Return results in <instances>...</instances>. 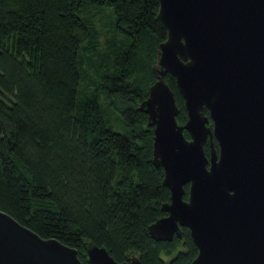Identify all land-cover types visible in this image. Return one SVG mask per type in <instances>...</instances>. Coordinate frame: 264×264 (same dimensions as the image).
I'll list each match as a JSON object with an SVG mask.
<instances>
[{
  "label": "trees",
  "instance_id": "obj_1",
  "mask_svg": "<svg viewBox=\"0 0 264 264\" xmlns=\"http://www.w3.org/2000/svg\"><path fill=\"white\" fill-rule=\"evenodd\" d=\"M158 7V0H0V208L75 247L84 264L87 241L116 260L136 255L137 264H186L197 252L186 227L171 240L148 232L170 196L139 105L166 38ZM164 79L184 123L175 78ZM204 148L208 154V142Z\"/></svg>",
  "mask_w": 264,
  "mask_h": 264
},
{
  "label": "water",
  "instance_id": "obj_2",
  "mask_svg": "<svg viewBox=\"0 0 264 264\" xmlns=\"http://www.w3.org/2000/svg\"><path fill=\"white\" fill-rule=\"evenodd\" d=\"M158 2L166 38L139 105L153 126L152 160L170 196L148 232L171 240L186 227L197 248L186 264H264V0ZM166 73L183 99L184 123ZM85 248L88 264L138 261L116 260L91 241ZM0 264L84 263L75 247L0 208Z\"/></svg>",
  "mask_w": 264,
  "mask_h": 264
},
{
  "label": "rangeland",
  "instance_id": "obj_3",
  "mask_svg": "<svg viewBox=\"0 0 264 264\" xmlns=\"http://www.w3.org/2000/svg\"><path fill=\"white\" fill-rule=\"evenodd\" d=\"M96 24H97V27H98V31L100 32L99 34H100V37H99V41L100 42H103V40H104V37H105V35L107 34V32L105 31L106 30V25L105 24H103V22L102 21H96ZM115 113H116V115L117 116H119V114H118V112L117 111H115V110H113ZM115 120V119H114ZM115 129H117V128H115ZM117 130H121V129H117ZM180 248H182V246L180 247ZM133 251H128L127 252V255L129 256L131 253H132Z\"/></svg>",
  "mask_w": 264,
  "mask_h": 264
}]
</instances>
